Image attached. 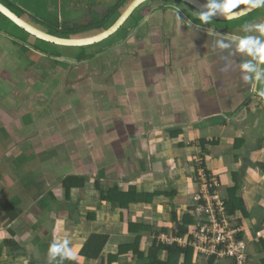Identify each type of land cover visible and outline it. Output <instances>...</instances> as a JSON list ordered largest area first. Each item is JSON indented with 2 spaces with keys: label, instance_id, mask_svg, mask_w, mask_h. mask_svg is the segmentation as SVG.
Returning a JSON list of instances; mask_svg holds the SVG:
<instances>
[{
  "label": "flooded vegetation",
  "instance_id": "flooded-vegetation-1",
  "mask_svg": "<svg viewBox=\"0 0 264 264\" xmlns=\"http://www.w3.org/2000/svg\"><path fill=\"white\" fill-rule=\"evenodd\" d=\"M206 3L0 0V118L4 121L1 106L7 108L10 99L21 107L30 105L16 121L24 129L20 135L35 137L39 153L41 146L48 148V158L42 161L34 151L30 160L33 165L38 160L34 168L39 173L61 180L64 198L65 178L89 169L110 175L117 168L114 176H119L122 165L141 166L140 154L170 161V152L175 156L171 166L178 169L183 161L176 156L177 145H185L182 152H192L199 145L203 120L226 130L238 119L249 133H264V99L257 95L264 83L242 79L248 74L241 65L255 61L238 50L235 39H264L255 28L264 24V5L249 11L241 4L233 18L217 15L204 24L198 13L206 11ZM80 142L77 148L71 145ZM67 146L84 152L72 155L77 161L62 164L59 155ZM4 152L0 149L2 156ZM85 174L88 184L100 180ZM10 180L17 194L11 191L12 183L10 192L0 196L20 203L24 186L11 174ZM37 195L32 190L27 198ZM50 195L59 199L57 192Z\"/></svg>",
  "mask_w": 264,
  "mask_h": 264
},
{
  "label": "crops",
  "instance_id": "crops-1",
  "mask_svg": "<svg viewBox=\"0 0 264 264\" xmlns=\"http://www.w3.org/2000/svg\"><path fill=\"white\" fill-rule=\"evenodd\" d=\"M225 132H226L225 130L222 131V135ZM221 136H216V140L219 139V137H221ZM241 136L242 135H240V138L242 139ZM236 137L239 138V135H236ZM6 141L8 142V139L0 140V147H1L0 149L4 150V147H6ZM199 147L201 149L200 144H199ZM215 148H217V147H215ZM206 149L207 150L204 151L205 155L203 154V151L201 150V153H200L201 157H199V158H202V161L207 156L209 158H211L213 155L212 147H211L210 151L208 148H206ZM190 154H192V152ZM259 154L261 155V157L257 161L256 160L252 161V163H264V146H262V150ZM4 155H6V157H7L9 155V151L5 150ZM147 155L149 156L148 153H147ZM251 155H253V154H251ZM138 156L140 157V159L143 162L144 158L142 157V154H140ZM149 157L151 158V156H149ZM155 157H160V156L158 155ZM231 157H233V156H231ZM162 158H164V157H162ZM191 158H196L195 154H192ZM226 158H228V157H226ZM166 161L168 162V165H169L170 161H168V160H166ZM207 162L208 161H206V163ZM196 164L194 163L193 166H190L189 164L185 165L187 167V169H185L187 176L189 174L190 176H192V179L195 175V170L197 169ZM232 164H234V165L232 166L231 169L235 170L234 171L235 173H236L235 167H237L239 164L242 166V163L240 161H238V163L236 161H234V163H232ZM141 165H142V163H141ZM3 166L4 165H0V183L5 185L7 191L10 192V183L12 184L13 182L11 180H9L8 182L6 181V177H5L4 172L2 170ZM182 166H184V164ZM253 167L251 169V173H253V170L257 171L255 175L254 174L250 175L249 174L250 170L243 172L244 177L242 179L240 178L241 188H240L239 192L244 193V195L248 198L251 206H253L255 208H256V206H260L259 208H264V187H261L260 185L257 186V184L253 180L255 177H260V178H262L261 182H263L264 181V177L262 176L263 173L259 171L258 166H253ZM122 168L125 169V166L122 165L120 167V169L118 170V173L121 172ZM166 169H167V165L164 164L161 166L160 170L164 172V171H166ZM86 171L91 174L90 169L89 170H83L80 173L85 174ZM116 171H117V169H116ZM172 171H174V168H172ZM149 172L151 173V170H149L146 173V175ZM211 172H213L215 174L214 171L211 170ZM164 173L166 174V172H164ZM231 175L232 176L229 178L230 184L228 183V185L225 189H223V187H222V190L225 192H228V190L235 185L234 179H233L234 173H232ZM151 176L152 177H149V178H154V177L158 176V173H155V174L151 173ZM162 176H160V177L164 180V177H162ZM169 176H171V175H169ZM114 177H115L114 174L113 175L110 174L107 178L108 179L111 178V179L108 181L111 183L112 179ZM219 178L222 182L223 177L219 176ZM172 181L173 180L171 179V182ZM13 186H14V183H13ZM145 186L146 185L143 184V186L140 190H143ZM194 187H195V185H194ZM11 188H13V187H11ZM89 188H90V186L87 189H85L84 192L72 191L70 194V200H72L73 203L76 205L77 204L76 197L78 198L79 201H82L84 199L82 202H80L79 207L81 205H84V207L87 208V206L90 204L89 202H91L90 198L96 197V196H90V193L88 191ZM152 190L154 191L155 189H152ZM194 191H195V189H194ZM74 195H75V199L73 197ZM50 197H51V195H50ZM58 197H59V199H53L51 197V203L54 204V207L56 209L53 207V205H49L48 203H46L45 200H41L37 206H39V207L44 206V209L42 210L40 208L41 211H39L38 214H36V215H32L30 212L31 209L33 208V206H31V204L30 205L27 204L25 207H21V205H20V208H19V205H17V207H15L14 209H10L11 208V206H10L7 208L8 211L4 210L3 208L0 209V241L3 242V243H0V250L2 253V256L0 258V264L1 263L10 264V261L12 262V264H13V262H15L16 264H23V263H26V264H48L47 253H48V249H49L50 244L54 240H63L64 238H67L70 241L69 246L72 248L73 253L76 256L75 260H65L64 264H107L108 263V256L109 255H116L118 253L119 246L127 244V243H132L133 240L135 239L134 238L135 236L133 234L129 233V226L126 223L122 222L121 216H120V210L117 207H114L113 205H110L107 203H101L99 211L97 210L98 209V205H97L96 209L91 208L93 210H88L84 214L80 213V211H82V210L75 211V213H74L72 211V207H66V210L60 209V207L62 205H60V203H58V202L60 201L61 203H64L63 200L64 201H69V200L67 198H64L62 193H59ZM191 197H192V195H189V199ZM162 200L163 201H162L161 205H158L156 203V205L154 204V206H144V205L131 206V208H130L131 221L133 223H145L148 221L154 222V221H156L155 218L160 217V215L163 212L162 210H157L158 207H160V206L164 207L167 205L172 207V203L176 204V202H168L166 200V198H164V197L162 198ZM164 202H165V204H163ZM28 206H30L31 208ZM155 207H157V208L155 209ZM29 209H30V211H29ZM96 210L100 213L98 215L99 218H97L95 220V217H98V216L94 215L93 212ZM90 214L92 216H94V220H92V221L88 220V217ZM77 216L82 219V222L79 224L77 222H75L76 221L75 217H77ZM251 217H253L252 220H254V218L257 220H263L264 219V211L260 210V209L254 210L251 214ZM60 219H61V221H58ZM83 220L88 221V223L97 225V227L99 229L97 232L98 234L107 235L109 237V242L106 246L105 252H104L102 258L98 261H88L86 259H81V260L78 259V254H79V252L83 246V243H79L81 230H83L87 224ZM158 221H157V223H158ZM166 221H168V220H166ZM163 223L159 225L160 228L163 225ZM248 226H249V224H248ZM14 228L18 231V233L14 232V230H13ZM60 232H69V235L65 236L64 238H61ZM11 233H14L13 237H12ZM90 235H91V232L89 233V237H90ZM160 235H162V234H160ZM160 235H158V236L156 235L154 237H157V240H159ZM11 237L14 238L16 243H18L17 247L14 249L7 247L6 243H5L6 241L11 240ZM89 237L87 235V239ZM145 243H149L148 238L146 239ZM146 249H148V248H146ZM10 251L15 252L14 256H16L17 252L20 256H19V259H17L16 261L14 259H10V261L8 263V259H6V258H8V256L10 255V253H9ZM261 253H262L261 246L254 244L250 249L249 254H250L251 261L248 264H253V262H257L258 264H262L261 261L263 258L261 257ZM21 256H23L27 260L22 262L20 260ZM12 257L9 256V258H12ZM103 257H104V260H103ZM119 258L120 259H119L118 263L116 261H114L112 264H122L123 262L128 263L127 257H119ZM163 258L165 259L166 255H163ZM12 260H14V261H12ZM133 264H142V263L141 262H134ZM194 264H208V262L206 260L203 261L202 259L198 258L194 261ZM215 264H224V263H220V261H218Z\"/></svg>",
  "mask_w": 264,
  "mask_h": 264
},
{
  "label": "trees",
  "instance_id": "trees-1",
  "mask_svg": "<svg viewBox=\"0 0 264 264\" xmlns=\"http://www.w3.org/2000/svg\"><path fill=\"white\" fill-rule=\"evenodd\" d=\"M177 138L178 133H174ZM261 140V139H260ZM264 139L259 142H256L255 145H252V142L248 145L243 143L242 139L234 138L233 144V158L234 161L238 163L240 157L238 156V151L242 148L243 152L241 155L244 158V168L249 170L253 166H258L259 171L263 173L264 177V163H247L248 154L260 153ZM201 150L206 151V148L218 147L220 145L218 139L213 141H207L204 138L200 139L199 142ZM178 150L183 151L185 148L184 144L177 145ZM255 146V147H254ZM246 151L247 155H246ZM251 151V152H250ZM52 157H56L55 152L49 153ZM52 157V158H53ZM206 159H203L202 167L206 172L210 173L208 162ZM87 175V174H84ZM88 177L83 176V174L70 176L63 180L62 188H64L67 199L70 200V194L72 191L84 192L90 184H88ZM142 178V177H141ZM139 175L136 178L131 177L128 181H121L118 186L112 187L108 190H104L101 186V180L95 182V190L99 193V200L101 203H107L117 207L120 210V216L122 222L126 223L129 226V233L133 234L135 239L132 243H127L119 246L118 253L116 255L108 256V263L112 264L114 261L119 262V257H127L128 263L123 262L122 264H133L134 262H141L142 264H194V261L200 257V253L193 247L182 248L177 243L173 245H162L158 242L157 237L160 234L162 235H172V237L183 238L186 241L193 240V232L197 230L196 220L192 217L191 214H186L183 219L179 218L178 214L174 209H176L175 203H172L173 210L170 214L168 221H165L163 225L158 226L157 221H148L145 223H133L131 221V206L134 205H144V206H154L156 205L157 198H168L174 200L176 198L175 191L173 192H163L161 190L145 186L143 190L139 188ZM235 185L230 188L227 192L228 197L225 199L226 203V212L227 217L231 225L238 231L236 239L239 242L247 243V253L248 249L250 250L254 244L260 245L262 249L261 257L262 264H264V236L259 237L258 233L264 231V219L257 220L251 217V214L254 210L260 209L264 211V208H259L260 206L253 207L251 206L248 198L244 195L243 192H239L241 188L240 184V174L237 172L233 175ZM114 183V182H113ZM152 191V192H151ZM175 202V201H173ZM190 205V204H189ZM189 208H193L191 205ZM88 220H94V216L91 214L88 217ZM249 224V226H248ZM12 237L14 233H11ZM11 237V240L6 241V246L14 249L17 247L18 243ZM148 238L149 243H145ZM109 242V237L103 234H91L90 237L83 243V246L78 254V259H86L88 261H98L102 258L106 246ZM148 248V249H146ZM163 255H166V258H163ZM2 256L0 250V258ZM184 258V259H183ZM248 263L251 261L250 254H248ZM78 260V261H79ZM104 260V257H103ZM208 264H215L218 262L216 256L205 259ZM226 260H229L226 259ZM226 260L221 261L224 263ZM183 261V262H182Z\"/></svg>",
  "mask_w": 264,
  "mask_h": 264
},
{
  "label": "rangeland",
  "instance_id": "rangeland-1",
  "mask_svg": "<svg viewBox=\"0 0 264 264\" xmlns=\"http://www.w3.org/2000/svg\"><path fill=\"white\" fill-rule=\"evenodd\" d=\"M14 52H17L15 49H14ZM12 93L14 94V89L12 90ZM1 97V95H0ZM9 102H12V104H9L7 106V108H5L6 106L4 104H2V109L6 110V115L5 116V119L4 121L1 120L0 118V140H4V139H8L9 142H10V145L8 147H4L5 150L9 151L10 154L8 157H6V155H1L0 154V164L1 165H4L2 170L4 172V175L6 177V181L8 182L10 180V169H9V163L10 161H12V163L14 165L17 166V168H13V173H12V176H15V180H16V183H20L21 184V188L22 186H24V193L25 194H28L31 190H36L39 195L41 196H38L37 195V200L35 201V203H32L31 206H33L32 210H31V214L32 215H36L38 214L39 211H41V209L43 210L44 209V206L42 207H39L37 206L38 203L41 201V200H45L46 203H48L49 205H53L54 207V204L51 203V197H50V193L51 192H57L59 194V191H60V188H59V181L55 182V181H52L53 179H49L48 175L45 174V171H42L39 173L37 171L36 168H34V166H39L37 165V162L38 160L35 161L34 165L32 164V160L31 157L32 155L36 152L38 153L39 155H41V159L42 161L44 160V158H48V150H44V149H48L44 146H41L42 147V152L39 153L37 151V148H35V145H34V139L35 137H24L23 138L21 137L20 133L23 129L22 127V123H16V121L18 120V117H22L23 115H25L27 112H29L31 109H29L28 105L24 104L22 107L20 106V103L18 102V100H14L13 99H10ZM19 104V106H18ZM30 106V105H29ZM245 116V114H244ZM1 117V115H0ZM236 119V118H235ZM238 120V119H237ZM237 120H235L234 122H230L231 125L229 126V128H225L226 132L223 133L222 135V131L223 130V125H217L216 127L212 126L210 127L209 125V120H203V124H205L204 126H201V131H200V138H204L205 140L207 141H212V140H216V136H221L219 137L218 141L220 143V145L215 148L212 146V149H213V155L211 158H209L208 156L205 158L207 161H208V164H209V169L214 171L215 172V175L217 176H221L223 177L222 179V186H223V189H225L229 183V178L232 176L231 174L232 173H235L232 168V166L234 164V158L231 157L232 152H233V144H234V138H237L236 135H240L241 132L242 133H245L247 130L246 129H238V127H240V125H238V123H241V122H237ZM245 128V127H243ZM250 135H252L251 133H249ZM264 134V133H263ZM191 140V139H190ZM246 140V139H245ZM245 140H243V143L245 144ZM262 141V140H258L257 143L259 144V142ZM78 144H81L80 143H77V144H71L74 148H77V145ZM152 146H155V142H152L151 143ZM168 144H166L167 146ZM33 147H34V150H33ZM68 147V146H67ZM65 147V149L63 150L62 149V155L60 154L59 155V159L61 160L62 164L65 163V162H68V161H77V158L76 157H80V155L82 154V152H79L76 157H73L74 156V153L75 152H72V149L70 147ZM159 151H161L160 148L156 147ZM211 150V147L209 148V151ZM35 151V152H34ZM191 152H182V151H179L178 153H176V156H178L177 158H179L180 160H182L183 162L181 163L182 165L184 164V166H181L179 167L178 169H174V171H172V168L170 167V171L167 175L165 174H160L158 173V176L154 177V178H149V177H152L151 176V173L149 172L146 177H143V178H139L138 179V182L140 183L139 184V188L141 189L143 184L148 186L150 189H157V190H161L164 192H173L175 191L176 193V198H174V200L172 199H168L166 198V200L168 202H173L175 201L176 202V209H174L176 211V213L178 214L179 218L183 219V217L187 214V212H191V209L188 208L191 204L192 205V199L190 198L189 199V195H194L195 194V187H194V182L192 180V176H190L188 174L187 176V173L185 171V169H187V167L185 165L189 164L191 160L195 159V160H198L196 163H200L202 161V158H199L201 157L200 156V153H201V149L199 147V145L196 144L195 146V149L192 148V154H195L196 158H191L192 154H190ZM204 154V153H203ZM66 155V156H65ZM73 155V156H72ZM167 157L170 159V161L174 162V157L172 155V153L170 152H167ZM205 155V154H204ZM39 157V156H38ZM228 157V158H226ZM251 159H253L252 161H257L261 155L258 154V153H254L253 155H251ZM263 157V156H262ZM225 158V159H224ZM78 160H81V159H78ZM5 161L6 163L8 164V166H5ZM230 161V162H229ZM241 162V161H240ZM29 164H31V167H29ZM170 162H169V165L171 166L172 165ZM190 166H193L194 164H189ZM197 165V164H196ZM48 167H52L51 164H48ZM195 167V166H194ZM236 168V172H238V174H240V178L242 179L244 177L243 173H241L242 171V166L239 164ZM254 168V167H253ZM36 169V171H35ZM69 168H66V170H68ZM117 169V168H116ZM115 169V170H116ZM249 170V169H248ZM247 170V171H248ZM18 172V173H17ZM53 172H56L55 170ZM191 172V171H190ZM257 171H254L253 170V173H251V170H250V175L252 174H256ZM65 172L61 173L62 175H64ZM163 175V176H162ZM171 175V176H169ZM164 177V180L160 177ZM102 177H104V174L102 173H99V178L100 180L102 179ZM170 177V179H169ZM36 178V179H35ZM43 178L45 181H43ZM64 178V177H63ZM246 178V177H245ZM169 179V180H168ZM171 179L173 180L171 182ZM14 180V181H15ZM37 180L38 181H41L37 184ZM254 182L258 185H260L261 187H264V181L261 182L262 178L260 177H255L254 179ZM14 183V182H13ZM230 184V183H229ZM12 186V184L10 183V187ZM37 188L39 190H37ZM95 185H92L90 184V188H89V193H90V196H96V197H93V198H90L91 202H89L87 208L84 207V205H80V202L82 201H79L78 198L76 197V201H77V204L75 205L73 203L72 200H69V201H64V203H61L60 201L58 203H60V205H62L60 207V209H63V210H66V207H72V211L75 213V211H79V210H82L80 211L81 214H84L86 211L88 210H93L91 208H95L96 209V206L98 205V211H99V208L101 206V202L99 200H96V199H99V193L98 191L95 190ZM21 190V189H20ZM31 193V192H30ZM224 195L226 196L227 195V192L223 191ZM17 194V193H16ZM74 199H75V195L73 196ZM228 197V195H227ZM27 199V197H26ZM22 202L20 203H17V205H21L22 207L24 206V202H26L24 200V198H22ZM162 199L161 198H157L156 199V203L158 205H161L162 203ZM165 204V202L163 203ZM174 204V203H173ZM86 206V205H85ZM92 206V207H91ZM30 207V206H28ZM79 207V208H78ZM31 208V207H30ZM41 208V209H40ZM55 208V207H54ZM157 207H155L156 209ZM56 209V208H55ZM94 209V210H95ZM94 211L93 214L98 216L100 212L98 211ZM157 210H162V214L160 215V217L158 218H155L156 221H158V226L160 224H162L163 222H165L166 220L169 219L170 217V214L173 210V207L171 206H164V207H158ZM101 217V216H100ZM76 218V221L78 224L82 222V219L79 218L78 216L75 217ZM99 218L98 217H95V220ZM61 220V219H60ZM58 220V221H60ZM86 224L85 228L83 230H81V234H80V238H79V243H84L85 240H87V235L89 237V233L91 232V234H95L98 232V227L97 225L95 224H91V223H88V221L86 220H83ZM61 234V238H64L65 236H68L69 235V232H60ZM98 234V233H97ZM170 236V235H169ZM0 243H3L0 241ZM10 253V257L12 258H6L8 259V263L10 261V259H14L15 261L17 259H19V254L18 252L16 253V256H14L15 252H9ZM250 253V250L248 249V254ZM5 256V255H4ZM3 256V257H4ZM198 259V258H197ZM12 260V261H14ZM22 262L26 261L27 259L24 258L23 256H21V259H20ZM202 260L204 261V258H202ZM1 264H4V263H1ZM10 264H12V262L10 261ZM13 264H16L15 262H13ZM23 264H26V263H23ZM224 264H234L233 260H226L224 262ZM253 264H258L257 262H253Z\"/></svg>",
  "mask_w": 264,
  "mask_h": 264
},
{
  "label": "built area",
  "instance_id": "built-area-1",
  "mask_svg": "<svg viewBox=\"0 0 264 264\" xmlns=\"http://www.w3.org/2000/svg\"><path fill=\"white\" fill-rule=\"evenodd\" d=\"M202 165L203 161L196 166L192 179L196 188L190 204L193 208L187 212L196 220L197 230L193 232V240L160 235L159 241L167 245L177 243L183 248L191 246L198 250L200 259L216 256L220 262L229 258L234 264H248L247 243L237 241L238 231L227 217V196L223 193L222 183L217 175L206 172ZM258 236H264V231Z\"/></svg>",
  "mask_w": 264,
  "mask_h": 264
},
{
  "label": "clouds",
  "instance_id": "clouds-1",
  "mask_svg": "<svg viewBox=\"0 0 264 264\" xmlns=\"http://www.w3.org/2000/svg\"><path fill=\"white\" fill-rule=\"evenodd\" d=\"M241 4L247 5L250 11L264 5V0H207V3L204 5L206 11L198 13V16L204 24L211 22L212 18L217 15L223 16L227 20L236 15L234 10L238 9ZM188 23L191 24V21H188ZM255 28L264 36V24L256 25ZM245 30L250 29L246 27ZM208 32L211 34L210 29ZM235 39L239 41L238 50L250 55L252 60L255 61V63L246 62L241 65V71L248 74L244 75L242 79L245 82H252L254 80L255 82L264 83V68L260 67V65L264 64V39L253 36L245 38L236 37ZM220 46L226 47L223 43ZM252 87L255 90V83L252 84ZM257 95L261 99H264V90L258 91ZM158 242L161 243L159 240ZM69 244L70 241L67 238L54 240L48 249V264H64L65 260H75L76 256Z\"/></svg>",
  "mask_w": 264,
  "mask_h": 264
},
{
  "label": "water",
  "instance_id": "water-1",
  "mask_svg": "<svg viewBox=\"0 0 264 264\" xmlns=\"http://www.w3.org/2000/svg\"><path fill=\"white\" fill-rule=\"evenodd\" d=\"M173 100H169V103L171 104V105H173L174 106V104H173ZM172 111V110H171ZM208 120V119H207ZM206 120V121H207ZM205 121V120H204ZM238 125H240V123H238ZM242 124L240 125V127H238V129H240V130H242V129H244V128H242ZM243 134V137H242V140H245V142H246V144L248 145V143L250 142H252V145H255L256 144V142L258 141V140H263L264 139V134L263 133H259V134H252V135H250L249 134V132L248 131H246L245 133H242ZM43 142H45V141H43ZM10 145V142H9V140H8V142L6 141V147H8ZM255 147V146H254ZM76 153H78V151H75ZM241 152H243V150H242V148L240 149V151H238L237 153H238V156L240 157V161H241V163H242V171H241V173H243V172H245V169H243L244 168V158H243V156L241 155ZM247 152L248 151H246V155H247ZM251 152V151H250ZM9 154H10V152H9ZM126 153H122V155H125ZM232 154H233V152H232ZM253 154V153H252ZM9 156V155H8ZM7 156V157H8ZM142 157L144 158V160H143V162H142V165L141 166H137V165H135L134 166V164L132 163V165H130V167L127 165L126 167H125V169H121V172H120V175L119 176H115L113 179H112V182L110 183L108 180H110V179H108L107 177L109 176L106 172H103L104 173V177H102V179H101V186H102V188L104 189V190H108V189H110V188H112V187H115V186H118L119 185V183L121 182V181H128V180H130L131 179V177H133L136 173H138L139 174V178L140 177H146V173L149 171V170H151V173L152 174H155V173H160V174H165L164 172H166V174L165 175H167L168 173H169V169H170V167H172V166H170V165H168V162L164 159V158H162V157H149L148 155H142ZM247 157V163H249L250 162V164L252 163V157H251V154L249 153L248 154V156H246ZM110 164H114V162L113 163H110ZM164 164H166L167 165V169H166V171H161L160 169H161V166L162 165H164ZM132 166V167H131ZM9 169H10V174L12 175V173H13V168L15 167V168H17V166L16 165H14L13 163H12V161H10V163H9ZM248 169H249V167H248ZM116 170H114V171H111V174L113 175L114 174V172H115ZM246 171H247V169H246ZM163 172V173H162ZM18 173V172H17ZM99 173H102V172H100V171H96V170H91V174H93V175H96V176H99ZM107 176V177H106ZM15 177V176H14ZM169 179H170V177H169ZM168 179V180H169ZM16 182V181H15ZM114 182V183H113ZM13 188L11 189V191L15 194L16 193V189H14L15 187H16V185H15V183H14V186H12ZM32 191V190H31ZM30 191V192H31ZM6 192H8L7 191V189H6V187H5V185H3L2 183H0V195H2V194H4V193H6ZM39 194V193H38ZM28 196V194H25V198H24V200L26 201V202H24L25 204H24V206L23 207H25L27 204H32V203H34L36 200L34 199V200H32V199H26V197ZM32 198H34V197H32ZM39 204V203H38ZM11 206V208L10 209H14L15 207H17V203L14 201V200H7L5 197H1L0 196V209L1 208H3L4 210H6V211H8V207H10ZM22 207V206H21ZM19 208H20V206H19ZM28 208V207H27ZM32 210V209H31ZM29 211H30V209H29ZM33 211V210H32ZM31 212V211H30ZM61 221V220H60ZM14 230V232L15 233H18V231L14 228L13 229Z\"/></svg>",
  "mask_w": 264,
  "mask_h": 264
}]
</instances>
